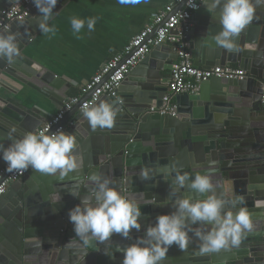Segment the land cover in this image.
Segmentation results:
<instances>
[{
    "label": "water",
    "instance_id": "obj_1",
    "mask_svg": "<svg viewBox=\"0 0 264 264\" xmlns=\"http://www.w3.org/2000/svg\"><path fill=\"white\" fill-rule=\"evenodd\" d=\"M18 1L0 0V11ZM66 1L58 0L52 18ZM218 13L211 18L202 6L195 14L194 41L190 44L193 64L202 69L236 65L247 73V78L209 80L201 84L196 95L174 98L175 117L151 114L148 110L160 107L167 93V86L161 84V73L170 71L172 64L167 66L154 61L153 55L161 49L157 47L139 64V68L146 70H133L118 88L119 113L113 127L91 130L78 113L79 106H75L61 123L65 125L77 118L68 132H75L77 136L84 167L62 182L56 176L32 169L8 187L0 198V264H122V253L116 252L115 259L110 258L103 253L105 245L101 244L100 252L90 249L86 255L78 243L79 238H74L68 213L80 203V198L66 189L73 183L70 177H79L82 196L87 194L88 177L101 172L115 179L117 186L123 182L129 191L143 192L146 199L155 197L156 204L141 205L143 216L139 232L132 229L129 239L119 234L112 236L108 247L114 251L116 245L126 247L142 236L149 224H155L158 215L174 210L168 200L170 180L165 181L160 176L162 165L177 162L183 171L194 175L205 171L209 161L215 162L213 182L217 185V195H244L253 219V231L238 248L203 256L195 254L199 246L195 237L186 251L173 244L163 264H264V105L261 103L264 6L257 9L251 24L238 37L239 51L228 52L221 48L220 52L212 54V48H219L210 41L211 35L221 28ZM38 16V11L32 12L8 30L19 33L20 53L40 31ZM1 74L47 98L57 111L76 94L21 54L11 65L6 59H0ZM137 82L141 84L138 86ZM30 121L29 115L0 102V143L5 146L10 143L7 134L13 125L18 128L17 136L26 130L39 129L40 122ZM5 165L0 159V168ZM146 166L157 169L154 179L140 178V170ZM182 192L197 195L187 189ZM59 195L61 200L56 203ZM144 203L141 199V204ZM38 221L40 223L36 224Z\"/></svg>",
    "mask_w": 264,
    "mask_h": 264
},
{
    "label": "clouds",
    "instance_id": "obj_2",
    "mask_svg": "<svg viewBox=\"0 0 264 264\" xmlns=\"http://www.w3.org/2000/svg\"><path fill=\"white\" fill-rule=\"evenodd\" d=\"M39 12L37 26L43 34H54L56 28L49 21L58 0H32ZM121 5H137L141 0H118ZM193 9L204 5L213 18L219 10L220 30L211 35L210 41L215 47L228 52L239 51L237 39L241 32L251 24L256 11L264 6V0H188ZM96 17L82 19L73 16L70 19L72 31L80 33L85 25L93 32ZM19 33L0 32V59H6L11 65L20 55ZM119 101L99 100L82 107L83 119L91 130L111 128L119 113ZM18 128L13 125L8 131L10 143H0V159L9 172L29 168L48 176H56L64 181L70 174L84 167V156L79 151L75 132H66L61 128L51 131V125L41 129L26 130L17 136ZM157 169L143 167L140 170L142 180L154 179ZM160 176L170 180L169 203L174 209L168 214L156 217L155 224H149L142 236L126 247L116 245L109 249L114 234L129 239L131 230H141L140 218L143 216L141 205L156 204L155 197L146 199L143 192L129 191L123 182L119 183L101 172H94L85 184L87 194L81 195V181L77 175L70 178L73 183L66 187L71 195L80 198V203L69 210V222L73 225L74 238L78 237L81 249L88 254L90 249L100 252L99 245H105L103 253L115 259V253L123 254L122 264H163L169 248L175 244L186 251L193 237L199 241L196 255H206L238 248L254 224L251 212L246 206L243 194L217 195V185L213 182L216 173L215 162L209 161L207 169L194 175L183 171L177 162L162 165ZM187 189L196 196L187 195ZM139 195V198H138ZM141 199L145 201L141 204ZM61 200L57 197L56 203ZM71 243V241H69Z\"/></svg>",
    "mask_w": 264,
    "mask_h": 264
},
{
    "label": "crops",
    "instance_id": "obj_3",
    "mask_svg": "<svg viewBox=\"0 0 264 264\" xmlns=\"http://www.w3.org/2000/svg\"><path fill=\"white\" fill-rule=\"evenodd\" d=\"M171 3L173 0H141L137 5H121L118 0H67L49 21L56 28L55 33L43 34L39 31L20 54L62 81L69 92L79 94L110 57L119 53L153 16ZM73 16L82 19L96 17L95 30L89 33L85 25L80 33H74L70 24ZM193 41L192 37L191 43ZM211 50L215 54L221 48ZM153 57L157 63H166L167 66L174 62L173 55L166 47H161ZM214 67L220 66L210 68ZM227 67L238 68L236 65ZM139 69L141 72L146 70L142 67ZM169 77L170 71L162 72L161 84L168 86ZM140 84L137 82L138 86ZM0 102L29 115L31 121L40 122V126L57 112L50 100L4 74L0 75ZM73 120L76 122L77 118ZM68 130L69 127L66 132Z\"/></svg>",
    "mask_w": 264,
    "mask_h": 264
},
{
    "label": "built area",
    "instance_id": "obj_4",
    "mask_svg": "<svg viewBox=\"0 0 264 264\" xmlns=\"http://www.w3.org/2000/svg\"><path fill=\"white\" fill-rule=\"evenodd\" d=\"M199 3V0H196ZM189 7L188 0H173L162 8L152 20L134 35L124 48L109 60L94 74L82 87L79 94L67 99L60 110H58L48 121L42 124L51 125V131L58 128L66 131L75 124V120H69L65 125L61 122L68 112L75 106L81 113L83 106L99 100L118 101V88L127 76L157 47H166L175 57L171 64L167 93L162 98L160 107H151L148 112L159 116H176V105L174 98L179 95H196L201 84L212 80H243L247 73L238 68L214 67L202 69L194 66L190 44L192 32L195 26V14L200 10ZM38 11L32 0H19L17 4L4 8L0 11V32L10 29L12 24L23 22L32 12ZM90 96L83 100L87 95ZM264 105V93L261 98ZM264 156V142H263ZM32 170L22 171L7 170L5 165L0 168V198L4 196L10 185L16 183Z\"/></svg>",
    "mask_w": 264,
    "mask_h": 264
}]
</instances>
